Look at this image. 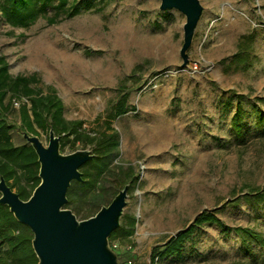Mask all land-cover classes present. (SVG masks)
I'll return each instance as SVG.
<instances>
[{
	"label": "rangeland",
	"instance_id": "obj_1",
	"mask_svg": "<svg viewBox=\"0 0 264 264\" xmlns=\"http://www.w3.org/2000/svg\"><path fill=\"white\" fill-rule=\"evenodd\" d=\"M199 1L203 13L183 68L186 18L161 11L160 0H68L66 9L75 5L78 14L49 8L28 28L10 26L0 13V56L10 73L36 75L37 88H53L68 121L97 131L128 97V112L111 120L120 140L115 163L136 177L121 231L109 242L121 264H153V250L204 212L225 227H197L178 255L154 264H264L263 242L249 254L234 231L250 228L264 240V200L245 198L264 188V0ZM238 103L240 134L232 127ZM19 107L4 113L16 145L26 143ZM35 136L48 145L47 133ZM78 150L92 146L60 147ZM102 185L112 200L109 183ZM90 204L65 208L84 220Z\"/></svg>",
	"mask_w": 264,
	"mask_h": 264
},
{
	"label": "trees",
	"instance_id": "obj_2",
	"mask_svg": "<svg viewBox=\"0 0 264 264\" xmlns=\"http://www.w3.org/2000/svg\"><path fill=\"white\" fill-rule=\"evenodd\" d=\"M54 2L55 0H1L0 13L10 26L28 28L39 18L46 17L49 8L67 12L68 17L75 16L79 12V8L75 5L70 10L66 9L68 0H57V5H54ZM49 22L55 23L57 20L51 17ZM38 83L39 79L36 75L13 76L5 57L0 56V179L3 177L12 189H16V193L22 200H27L40 183V165L35 151L27 142L18 145L14 143L12 137L14 126L4 118L9 104L13 106V100H16L20 103L19 130L21 133L38 135V132L42 131L49 134L52 129L56 135L61 136L60 147L62 148L68 142L92 146L94 157L80 169L83 181L72 182L67 203L74 207L83 199H88L91 204L83 216L84 219H88L102 206L112 201H107V190L102 185L103 180L109 183L113 198L125 185L130 186L136 181L132 169H124L115 163L119 156L120 140L119 134L111 126L112 119L128 112V97L124 95L114 105L107 119L95 131L84 129L83 121H68L64 117L63 102L56 91L53 88H48L47 91L37 88ZM243 115V109L238 103L232 119V127L237 134L242 131ZM259 120L263 121L262 117ZM250 192H253V196L246 193L247 201L264 200V188L250 190ZM94 208L97 210L93 214ZM203 224H215L222 229L225 227L216 214L201 213L195 218L193 224L172 236L163 246L153 250L151 256L153 264L156 259L178 255L194 230ZM133 225L132 219L130 226L133 227ZM120 231L117 229L111 234L110 243ZM234 231L241 238L249 254H254V244L258 242L264 244L260 234L250 228H235ZM126 234L129 235L130 232ZM32 239L31 230L19 223L7 206L0 205V264H37L38 259L32 248Z\"/></svg>",
	"mask_w": 264,
	"mask_h": 264
},
{
	"label": "water",
	"instance_id": "obj_3",
	"mask_svg": "<svg viewBox=\"0 0 264 264\" xmlns=\"http://www.w3.org/2000/svg\"><path fill=\"white\" fill-rule=\"evenodd\" d=\"M160 1L161 11L176 10L186 18L180 49L183 68L188 64V50L203 6L199 0ZM22 136L38 157L40 183L27 200H22L2 177L0 205L7 206L15 219L31 230L37 264H121L118 254L109 244V237L120 227L129 184L95 215L79 220L65 206L72 182L83 181L80 168L93 159L92 151L78 150L62 154L61 136L52 129L48 134L47 146L35 135L22 132Z\"/></svg>",
	"mask_w": 264,
	"mask_h": 264
},
{
	"label": "built area",
	"instance_id": "obj_4",
	"mask_svg": "<svg viewBox=\"0 0 264 264\" xmlns=\"http://www.w3.org/2000/svg\"><path fill=\"white\" fill-rule=\"evenodd\" d=\"M18 101H16V100H13V104L14 105H18ZM20 104V103H19ZM111 246V248L114 250V251H116L117 250V248H118V245L117 244H112V245H110ZM127 264H132V262L131 261H128V263Z\"/></svg>",
	"mask_w": 264,
	"mask_h": 264
}]
</instances>
